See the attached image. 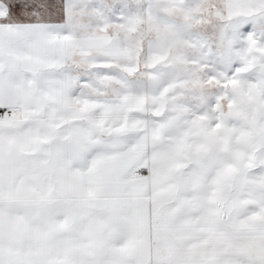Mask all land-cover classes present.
I'll return each mask as SVG.
<instances>
[{
    "label": "snow or ice",
    "instance_id": "obj_1",
    "mask_svg": "<svg viewBox=\"0 0 264 264\" xmlns=\"http://www.w3.org/2000/svg\"><path fill=\"white\" fill-rule=\"evenodd\" d=\"M0 264H264V0H0Z\"/></svg>",
    "mask_w": 264,
    "mask_h": 264
}]
</instances>
